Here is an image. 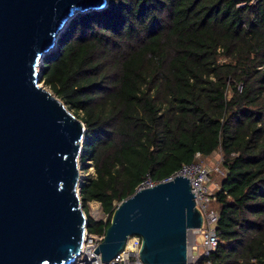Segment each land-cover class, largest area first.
<instances>
[{
    "label": "trees",
    "instance_id": "1",
    "mask_svg": "<svg viewBox=\"0 0 264 264\" xmlns=\"http://www.w3.org/2000/svg\"><path fill=\"white\" fill-rule=\"evenodd\" d=\"M78 14L41 60V82L84 124L78 164L88 233L149 174L220 155L215 264H264V0H107ZM214 174H211L212 178ZM98 203L105 221H94Z\"/></svg>",
    "mask_w": 264,
    "mask_h": 264
},
{
    "label": "water",
    "instance_id": "2",
    "mask_svg": "<svg viewBox=\"0 0 264 264\" xmlns=\"http://www.w3.org/2000/svg\"><path fill=\"white\" fill-rule=\"evenodd\" d=\"M107 0H0V264H73L86 218L78 196L84 124L38 85L37 66L78 14ZM189 179L135 191L114 209L95 253L108 264L129 237L144 264H186L203 225Z\"/></svg>",
    "mask_w": 264,
    "mask_h": 264
},
{
    "label": "built area",
    "instance_id": "3",
    "mask_svg": "<svg viewBox=\"0 0 264 264\" xmlns=\"http://www.w3.org/2000/svg\"><path fill=\"white\" fill-rule=\"evenodd\" d=\"M237 7H242L247 0H237ZM254 3L255 0L250 1ZM199 153L194 155V161L180 167L169 178L162 181H153L149 174H146L140 181L135 191L149 189L155 187L161 182L171 181L173 178L183 176L189 179L194 201L203 215V225L200 228L189 231L193 236V241L189 244L187 240V262L186 264H215L208 260V256L213 253L218 245V237L216 234V224L218 222V213L213 207L215 198L214 191L219 190L210 177L211 174L223 175L218 166L209 168L202 161ZM221 162V159L218 161ZM106 219H103L105 221ZM103 235H95L88 233L86 228L79 255L75 258L73 264H103L100 255L96 254L97 246L102 242ZM140 238L137 236L129 237L126 241L124 250L119 253L108 264H144L139 257Z\"/></svg>",
    "mask_w": 264,
    "mask_h": 264
},
{
    "label": "rangeland",
    "instance_id": "4",
    "mask_svg": "<svg viewBox=\"0 0 264 264\" xmlns=\"http://www.w3.org/2000/svg\"><path fill=\"white\" fill-rule=\"evenodd\" d=\"M54 50V49H53ZM40 65H41V61L39 62L38 66H37V72H38V78H39V83L38 85L41 86L42 88H44L45 90H47L48 92L51 93L50 89L45 86L44 83L41 82V76H40ZM220 159V155L219 154H214L208 158H203L202 161L203 163H205L209 168H214L216 166H218V168L220 169V163L218 162ZM78 168H79V178H78V190H79V184L84 181L85 179H87L88 177H93L94 176V169L92 167L91 162L88 164V169L87 171L83 170L82 167L79 166L78 164ZM223 175H217L214 174L212 176V180L215 184H217V180L219 179L218 177H221ZM218 185V184H217ZM211 189L215 192L214 187L211 185ZM88 216H90L94 221H103V219H106L107 216L103 214L100 205L98 203L92 202L88 205ZM187 240L188 243L190 244L193 241V236L191 235V233H188L187 235Z\"/></svg>",
    "mask_w": 264,
    "mask_h": 264
},
{
    "label": "bare ground",
    "instance_id": "5",
    "mask_svg": "<svg viewBox=\"0 0 264 264\" xmlns=\"http://www.w3.org/2000/svg\"><path fill=\"white\" fill-rule=\"evenodd\" d=\"M187 233H189V231Z\"/></svg>",
    "mask_w": 264,
    "mask_h": 264
}]
</instances>
